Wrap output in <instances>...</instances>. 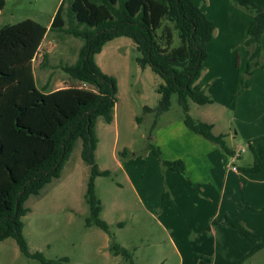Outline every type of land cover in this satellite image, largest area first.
I'll use <instances>...</instances> for the list:
<instances>
[{
    "label": "trees",
    "instance_id": "obj_1",
    "mask_svg": "<svg viewBox=\"0 0 264 264\" xmlns=\"http://www.w3.org/2000/svg\"><path fill=\"white\" fill-rule=\"evenodd\" d=\"M236 2L253 17L248 36L262 48L264 9L255 0ZM5 6L6 1L0 0V14ZM215 29V24L192 0H62L49 28L26 20L1 29L0 243L14 239L23 255L41 264L69 262L68 258L49 261L40 252L31 253L23 234V218L30 212L28 200L40 196L47 185L61 178L78 141H82L81 158L90 169L85 194L89 208L86 226L97 227L113 237L110 225L102 219V202L95 185L98 177H110L111 172L100 170L95 153L99 144L96 124L100 118L112 123L117 83L113 76L101 72L94 57L117 38L133 40L141 54L138 63L150 66L163 79L158 89V116L171 109L172 96L177 95L185 126L230 154L224 135L216 136L212 124L195 120L189 114V101L200 106L214 103L205 91L194 90V85L205 69L207 47ZM49 32L84 41L75 64H66L62 70L86 88H38L33 61ZM260 68H264L262 50L247 67L244 86ZM148 148L163 167L186 176L182 161L165 160L152 143ZM250 149L254 164L247 171L257 173L264 168V154H256L252 146ZM222 223L237 228L255 244L246 258L264 249V238L258 240L244 224L229 217ZM110 250L115 256L132 258L129 250L114 241Z\"/></svg>",
    "mask_w": 264,
    "mask_h": 264
},
{
    "label": "rangeland",
    "instance_id": "obj_2",
    "mask_svg": "<svg viewBox=\"0 0 264 264\" xmlns=\"http://www.w3.org/2000/svg\"><path fill=\"white\" fill-rule=\"evenodd\" d=\"M5 1L6 6L0 14V30L26 20L49 28L62 0ZM192 1L207 15L208 7L204 0ZM256 4L263 6L264 2L256 1ZM83 45L82 39L49 32L33 65L38 88L41 89L49 79L52 81L51 89L85 87L81 82L71 80L62 70L66 64H75ZM140 57L135 42L126 37L107 43L94 57L101 72L113 76L117 83L113 122L107 124L100 118L96 124L99 140L96 163L100 170L110 171L111 176L98 177L95 185L103 205L102 219L110 225L113 237L97 227L86 226L89 208L85 194L90 169L81 158L82 141H78L61 178L26 203L30 212L23 218V234L31 253L40 252L49 261L68 258L69 262L65 264H183L170 237L146 212L126 177L129 164L137 168V175L142 172L139 165L147 167L146 157L151 152L148 145L152 143L159 148L158 144L161 146L165 138L160 137V131L173 127L177 134L185 130L189 133L177 95L172 96L171 109L158 116L161 102L158 89L164 82L150 66L142 67L138 63ZM235 71L234 66L229 68L231 77ZM228 81L227 90L230 88L229 92H232L233 80ZM189 107V114L195 120L216 119V131L230 134L233 148L245 145L241 138H233L236 131L235 125L233 130L230 128L233 114L220 102L200 106L189 101ZM253 159V153L247 149L242 164L252 163ZM113 241L129 250L132 258L115 256L110 250ZM205 262L209 264L210 261ZM0 264L41 263L23 255L16 241L9 238L0 243ZM184 264H190V261L186 260ZM243 264H264V250Z\"/></svg>",
    "mask_w": 264,
    "mask_h": 264
},
{
    "label": "crops",
    "instance_id": "obj_3",
    "mask_svg": "<svg viewBox=\"0 0 264 264\" xmlns=\"http://www.w3.org/2000/svg\"><path fill=\"white\" fill-rule=\"evenodd\" d=\"M204 1L208 7L207 16L216 29L207 47L205 69L194 88L205 91L214 102L211 105L218 101L231 111L230 128L233 130L236 126L233 138H241L245 145L233 148L230 134L216 131V119L204 122L213 125L216 136H225L230 154L187 127L189 133L185 130L178 134L173 127H168L160 131V137L165 138L161 146L157 144L165 160L184 163L186 176L163 167L150 152L146 157L147 167L139 165L144 173L137 175V168L129 164L126 177L146 212L170 237L183 264L186 260L190 264H207L205 261H210L209 264H243L252 257L246 258L255 244L237 228L222 222L229 217L244 224L258 240L264 238V168L252 173L247 169L253 166L254 159L252 163L242 164L246 150L252 152L250 146L256 154H264V68L249 77L244 86L250 62L261 50L264 55V38L262 48L249 38L248 29L253 17L242 11L236 0ZM261 7L264 9V4ZM43 46L44 42L40 50ZM229 63L232 66H227ZM233 66L236 71L231 77L229 68ZM229 79L234 84L232 92H229L230 88L227 90ZM42 87L48 91L62 89H51V79ZM236 148L244 149V152L236 159L237 168L233 170L232 156Z\"/></svg>",
    "mask_w": 264,
    "mask_h": 264
},
{
    "label": "built area",
    "instance_id": "obj_4",
    "mask_svg": "<svg viewBox=\"0 0 264 264\" xmlns=\"http://www.w3.org/2000/svg\"><path fill=\"white\" fill-rule=\"evenodd\" d=\"M244 152V149H236L234 152V155L232 156V159L234 161V163L231 165V169L235 170L237 168L236 166V159L239 158Z\"/></svg>",
    "mask_w": 264,
    "mask_h": 264
}]
</instances>
